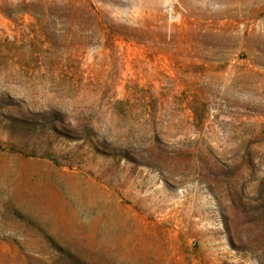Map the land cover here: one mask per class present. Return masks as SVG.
I'll return each instance as SVG.
<instances>
[{"label":"rangeland","instance_id":"1","mask_svg":"<svg viewBox=\"0 0 264 264\" xmlns=\"http://www.w3.org/2000/svg\"><path fill=\"white\" fill-rule=\"evenodd\" d=\"M0 264H264V0H0Z\"/></svg>","mask_w":264,"mask_h":264}]
</instances>
